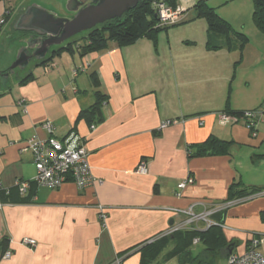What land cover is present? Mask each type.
<instances>
[{
    "label": "crops",
    "instance_id": "crops-1",
    "mask_svg": "<svg viewBox=\"0 0 264 264\" xmlns=\"http://www.w3.org/2000/svg\"><path fill=\"white\" fill-rule=\"evenodd\" d=\"M10 3L0 0V264H153L167 251L178 264H226L252 241L260 242L264 256V123L258 121L251 137L242 124L223 125L218 117L264 113L259 47L234 36L230 46L223 36L208 37L206 23L201 40H170L167 30L166 40L158 34L155 41L125 46L109 41L84 56L64 50L48 62V71L33 66L28 81H11L1 75L16 54L7 29L23 7ZM196 3L177 0L192 12L185 23L195 21ZM91 74L106 97L98 122L79 117L95 104ZM45 122L60 139L70 131L83 139L92 185L79 190L69 180L51 189L32 181V157L21 149L31 138H48ZM211 138L225 147L195 156ZM141 162L145 174L136 172ZM188 178L192 183L179 191ZM17 180L29 182L24 196L14 187ZM241 192L249 194L231 199ZM192 206L195 214L217 207L210 217L215 224L171 233ZM163 237L153 257L146 246ZM25 238L36 246L23 245ZM6 251L11 256L2 259Z\"/></svg>",
    "mask_w": 264,
    "mask_h": 264
},
{
    "label": "built area",
    "instance_id": "built-area-1",
    "mask_svg": "<svg viewBox=\"0 0 264 264\" xmlns=\"http://www.w3.org/2000/svg\"><path fill=\"white\" fill-rule=\"evenodd\" d=\"M152 8L157 18L159 27H168L179 24L183 21L186 10L183 7L175 6L171 7L166 0H153ZM4 17H0V26L4 25ZM53 64L46 65L45 71H48ZM76 71H74V75ZM24 109V105H21ZM25 110V109H24ZM220 123L223 125H236L242 124L251 134V137H256V125L258 121L264 123V113L261 109L253 111H245L241 115H230L226 113H219ZM171 121L164 122L160 125V129H164ZM41 128L48 134V138L45 140L38 139L36 137L31 138L25 142V146L21 149V152H28L32 157L34 168L36 171L35 177L32 181L38 187H47L51 189H58L65 182L72 181L76 188L82 190L93 184V175L91 167L88 162V152L84 146L83 139L74 131H70L65 137L58 138L55 135L53 124L45 122ZM137 173H146V164L141 162L137 169ZM192 183V179L182 181L177 185V189L183 190L185 187ZM29 186L28 181H15L14 187H16L21 196H24ZM1 189V183H0ZM8 193V191H7ZM177 197L181 195L176 194ZM193 207H190L185 212L187 221L181 227H175L171 230L177 232L184 227H188L192 224L203 223L205 229H209L215 223L210 220V217L219 210L217 207H209L200 214L193 212ZM193 229V227H192ZM195 239L193 242L196 243ZM21 243L25 246L34 248L36 242L31 239H23ZM258 241H252L248 250L242 255H230L226 264H264V256L258 251ZM11 253L6 251L2 255V259H9Z\"/></svg>",
    "mask_w": 264,
    "mask_h": 264
},
{
    "label": "trees",
    "instance_id": "trees-1",
    "mask_svg": "<svg viewBox=\"0 0 264 264\" xmlns=\"http://www.w3.org/2000/svg\"><path fill=\"white\" fill-rule=\"evenodd\" d=\"M166 2L171 6L175 7L177 0H166ZM153 0H142L140 4L137 5L136 8L130 10L126 14H124L120 19H115L109 22L104 23L103 25H99L95 27L93 30L85 33V36H82L84 43L79 44V40L77 37L72 40L66 42L63 46L59 48H55L46 58L45 61L41 62L39 65L44 66L47 65L49 61L53 59L55 55L64 50L67 51H75L80 52L81 55H86L91 52L100 51L105 48L106 44L109 41H116L121 46L129 45L134 43L135 41L141 38H147L155 41L157 34L160 31H167L169 27H159L157 23V18H155V13L152 8ZM253 23L255 27L264 34V0H253ZM194 14V19H198L200 17L204 18L207 23V35L208 37H212L213 35L223 36L226 38V44L230 46L229 37L234 36L239 38V40L245 43L247 38L242 34H231L230 25L219 18L216 12L213 9L206 7V4L203 2H197L195 6L192 8ZM27 35V34H24ZM212 48V47H211ZM215 49V47H214ZM30 76L24 77L21 82H26ZM91 85L94 91L95 104L92 105L89 109L85 111H81L79 117L81 118H94L97 120L100 119V107L106 102V97L101 93L99 89V82L95 74L90 75ZM242 113L234 114L236 116L241 115ZM225 147V143L215 139H209L205 143L197 146V152L195 156H204L207 154H211L214 152L216 148ZM253 190L250 192H256ZM249 193L241 192L237 195L231 197L240 198L242 196L248 195ZM211 228V227H210ZM209 228V229H210ZM209 231V230H208ZM188 234L187 237L189 241L193 239V234L191 232L185 233ZM196 234V233H195ZM165 237L157 239L146 247L153 251V257L157 256L162 251L163 241ZM181 250L173 253V255L179 256ZM128 252H125L121 256H127ZM170 256V255H169ZM186 257L185 253L180 255V258Z\"/></svg>",
    "mask_w": 264,
    "mask_h": 264
},
{
    "label": "water",
    "instance_id": "water-1",
    "mask_svg": "<svg viewBox=\"0 0 264 264\" xmlns=\"http://www.w3.org/2000/svg\"><path fill=\"white\" fill-rule=\"evenodd\" d=\"M142 0H67L66 12L72 16L60 17L37 4L29 5L15 19L12 28L27 34L15 60L8 67L5 78L15 70H24L31 61L38 66L48 55L66 42L93 30L106 22L120 19ZM156 18V16H155Z\"/></svg>",
    "mask_w": 264,
    "mask_h": 264
},
{
    "label": "rangeland",
    "instance_id": "rangeland-1",
    "mask_svg": "<svg viewBox=\"0 0 264 264\" xmlns=\"http://www.w3.org/2000/svg\"><path fill=\"white\" fill-rule=\"evenodd\" d=\"M197 2H203L206 7L213 9L216 14L222 20L226 21L231 27V34H242L254 45L260 48L264 56V34L261 33L253 23V0H196ZM56 2L60 4L59 8L56 7ZM66 2L67 0H11V8L23 7L21 12L25 10L29 5L37 4L38 6L56 13L60 17H66L69 14L66 12ZM190 12L189 14H191ZM186 14L183 21L173 27H169L170 30V40H186L194 39L201 40L204 36V30L206 28V21L204 18L200 17L195 21L190 23H185L188 17L191 15ZM185 23V24H184ZM12 23L8 27V32H10L9 46L12 45V50L15 48L16 53L19 48L23 46L22 41L26 38L21 32H16L12 28ZM206 31V30H205ZM159 37H164L166 40L168 38L166 31H160ZM157 34V35H158ZM82 36L85 33L79 35L76 39L79 40V44H83L84 40ZM16 56V55H15ZM34 61H31L24 70H15L13 75H10L9 79L12 81L14 79H22L33 67ZM262 66L264 64H261ZM44 70V69H43ZM200 247V246H198ZM195 249V247H194ZM170 251L165 252L160 257L155 259L153 264H178L177 261H172L169 257Z\"/></svg>",
    "mask_w": 264,
    "mask_h": 264
},
{
    "label": "flooded vegetation",
    "instance_id": "flooded-vegetation-1",
    "mask_svg": "<svg viewBox=\"0 0 264 264\" xmlns=\"http://www.w3.org/2000/svg\"><path fill=\"white\" fill-rule=\"evenodd\" d=\"M68 16H72L71 14H69ZM24 36H27V35H24Z\"/></svg>",
    "mask_w": 264,
    "mask_h": 264
}]
</instances>
